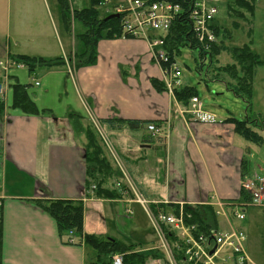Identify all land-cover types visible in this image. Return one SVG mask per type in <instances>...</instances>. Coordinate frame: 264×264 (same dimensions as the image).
<instances>
[{"label": "crops", "instance_id": "0c3cea01", "mask_svg": "<svg viewBox=\"0 0 264 264\" xmlns=\"http://www.w3.org/2000/svg\"><path fill=\"white\" fill-rule=\"evenodd\" d=\"M11 1H7L4 11L0 7V35L4 21L10 28ZM262 1L258 0L256 9ZM37 3L45 5L41 15L29 8L32 18L21 13L23 16L18 15L14 21L16 26L45 23L47 0ZM256 9L252 33L264 40V15L259 16ZM5 46L10 53L11 44ZM64 55L66 59L78 57L77 53L64 52L63 57L56 58L64 59ZM152 59L148 44L141 39L104 38L98 44L95 61L77 67L72 76L69 65L38 69L64 83L63 89L66 82L73 81V89L75 84L78 104L73 108L67 106L63 114L51 105L39 104L44 95L52 94L49 82L42 90L43 84L39 82L37 86L35 81L37 89H41L35 98L29 89L28 92L39 108L50 112L35 116L11 109L10 85L19 81L14 75L9 77L5 110L0 116V264H99L96 250L61 241L57 222L36 203L46 199L82 202L86 234L135 245L133 252L155 256L146 264H166L152 226L141 228L138 218L130 219L145 214L150 221L143 207L133 201V195L125 196L124 186H114L115 180L104 185L115 190L117 197L97 196L93 188L87 187L84 126L91 123L90 114L101 121L123 118L171 126L168 138L162 142L150 138L146 128L131 131L103 126L126 161L133 177L130 180L151 208L155 209L158 201L169 202L166 206L171 210L181 202L197 206L210 200L217 206L223 200L240 198V161L244 154L235 146L237 134L233 127L224 121L197 122L172 95L166 91L159 93L152 80H162L164 76ZM72 113L82 118L81 124H71L68 116ZM248 173L244 180L251 178ZM150 234L153 237L147 240ZM70 236L71 233L66 234ZM252 260L257 263L255 257Z\"/></svg>", "mask_w": 264, "mask_h": 264}, {"label": "trees", "instance_id": "16d2710c", "mask_svg": "<svg viewBox=\"0 0 264 264\" xmlns=\"http://www.w3.org/2000/svg\"><path fill=\"white\" fill-rule=\"evenodd\" d=\"M102 0H91V6L84 10H74L72 12L73 18L84 23L86 32L81 35L84 43L85 52L78 57L75 55L73 61H69L74 65V69L87 64H91L97 57V48L101 39L113 40L116 38L140 39L141 37L131 34L129 31L123 32V17L122 14L118 18L107 19L108 16L101 18L97 9ZM154 2H170L183 7V11L173 22L168 35L165 38V49L170 53L171 61L176 62V57L180 56L181 48H189L199 51L198 70L203 71L204 66L208 62L209 79L212 82H224L229 91H232L237 97L243 99L247 105V115L244 120L237 118H230L225 120V123L231 125L234 132L244 140L255 145L262 146L264 138L256 130H264V117L260 113H254L252 110V82L257 73V69L264 66V60H260V56L252 51L253 43V24L254 14L258 0H224L227 8L228 20L230 27H224L220 23L219 17L211 21L210 27L215 31L218 41L213 44L204 45L201 43L194 30V22L190 17V10L193 0H149ZM64 10H69L68 0H60ZM67 27H70V22L67 15L64 13ZM237 31H247L249 37L248 43L242 46L226 45V42L237 38ZM222 38V41L219 40ZM224 38V39H223ZM222 53H228L234 62L243 69L242 83L239 86H233L222 81L221 77L215 73H211V69L218 65V57ZM12 63L21 66L28 70L29 75L36 73L38 69H54L61 65H66L65 59L55 58L46 59L38 56L29 55H13L11 56ZM165 66V65H164ZM166 67V66H165ZM229 68H233L229 67ZM223 67L214 68V71L222 73ZM228 69V68H226ZM237 70V69H236ZM213 72V71H212ZM237 79V78H235ZM153 87L160 93L166 91L165 83L159 79L152 80ZM13 92V99L10 105L11 109H18L25 114L41 115L50 112V109H41L37 106L31 98L28 89L29 84L23 85L13 83L10 85ZM198 96L196 88L184 87L175 89L176 100L184 107L189 105V101ZM5 110V103L0 100V116ZM69 119L72 120L73 126L81 124L82 118L77 114H70ZM102 124L110 126L114 130L129 129L131 131H139L145 128L149 123H156L155 121H142L134 119H103ZM163 122H157V126L165 127ZM87 143L85 145L86 158L85 166L87 171V187L93 188L97 196L117 197L115 190H110L104 187L110 180H115L114 186L119 183L121 175L118 169L111 163L107 157L104 148L100 144L99 137L95 131L92 123H87L84 126ZM152 138V137H150ZM153 139V138H152ZM151 139L150 142H153ZM163 138H160L162 140ZM155 140V139H154ZM149 143V142H145ZM241 168V177L245 179V173L248 172V162L243 159ZM248 194L244 189L240 191V198L238 202H246ZM38 206L47 212L57 222L61 241L65 245H70V239L66 234L73 232L77 238L76 244L81 246H88L90 249L97 251V263L99 264H113V256L116 254L123 255V264H146L149 256L146 254H138L133 252L135 245H126L120 241L107 239L100 235H88L84 232V205L82 202L69 200H49L36 201ZM179 206L174 205L171 211L179 213ZM185 214V223L188 226H196L194 232L195 236L203 234L207 237L211 236L214 229L220 228L219 219L216 215L215 208L210 205H185L183 207ZM168 239L173 245V251L178 264H182L186 260L187 244L179 239L173 232H168Z\"/></svg>", "mask_w": 264, "mask_h": 264}, {"label": "rangeland", "instance_id": "374dc122", "mask_svg": "<svg viewBox=\"0 0 264 264\" xmlns=\"http://www.w3.org/2000/svg\"><path fill=\"white\" fill-rule=\"evenodd\" d=\"M7 1L8 0H0L1 11L5 10L4 7L7 6ZM68 3L70 9L64 10L60 0H47L48 8H45L46 15H44L45 18L43 20L45 23L43 25L33 26L30 22L29 25L20 27L19 25L16 26L14 22L18 15L21 17L23 16L21 13H24L25 18H32V16L29 15V8L35 11L36 14L38 13V15H41L42 8L45 7V5L44 3H37V0H28L25 4L21 2V0H12L10 28L5 21L2 23L1 28L0 62L6 65L11 60V56L16 54H30L29 56L33 57L40 55L38 57L46 59L63 57L62 54H64V52H68L69 54L72 52L73 55L77 53L78 56L83 54L85 52V47L81 35L86 32V27L83 22L73 18L72 12L74 10L80 11L90 8L91 0H68ZM127 4L128 0H110L109 3H105V0H102L97 9L101 18H103L108 16L113 8L117 6L126 7ZM220 4V10L217 8L219 10L218 15L220 23L225 28L230 27L225 3L221 2ZM256 11L259 16L264 15V0L258 5ZM64 13L69 19V28L67 27ZM235 35H237V38L226 42V45L242 46L248 43L249 37L247 36V31H237ZM252 37V51L258 53L261 57L260 60H264V40L259 39L257 33L253 34ZM221 41L222 38L219 42ZM15 42H18L16 46ZM7 43H10L12 46L10 53L5 46ZM4 50L7 53H5ZM181 53L180 56L176 57V67L182 72V76L179 80L180 87H177V89L184 87L196 88L199 99L203 103L204 110L217 117L216 123H221L230 118L244 120L247 115V103L243 99L237 97L232 91H229L224 82L207 81L209 79V63H206L203 71L198 70V63L200 62L199 51L181 48ZM218 60V65L214 68L223 67L222 73L219 74L218 71L215 72L214 68L211 69V73H215L221 77L222 81L228 84L231 83L233 86L241 85L244 72L243 69L234 62L233 58L228 53H222L218 57ZM232 66V69L229 68ZM10 68L7 78L14 75L19 83L23 85L29 84L30 94L31 96L33 95L34 98L35 94H40L41 89L43 90L47 82L51 84L49 89L52 91V94L44 95L41 101H39V104L46 107L50 105L51 107L53 106L58 114L59 112L60 114L66 112L67 106L73 108L78 104L77 97L75 96L77 89L75 84L73 89V81L66 82L65 89H63L64 83L50 76V74H46L47 72H40V70H38L35 74L29 75L27 69H19L17 67ZM5 76L6 74L3 71V67L0 66V82L2 84H4L7 79H5ZM35 81L43 84L41 89H37ZM57 81L58 83H56ZM251 104L252 111L254 113H260L264 117V66L257 69V73L253 78ZM256 131L264 138V130ZM235 138V146L243 151L244 159L248 162V176L251 178L257 176L264 178V144L262 146L255 145L244 140L239 135H236ZM162 140L160 142H162ZM242 163L243 162L240 161V169L242 168ZM119 181L122 183L123 180L120 179ZM244 212L246 214V221L242 223V226L247 233V249L252 259L255 257L256 264H264V208L249 207ZM133 216H131L132 218L130 219L138 218L141 222H138V226L140 224L141 228H145V225H151L145 214H141L140 217ZM152 237L153 236L150 234L147 240H151ZM147 242L148 241L145 240L144 244Z\"/></svg>", "mask_w": 264, "mask_h": 264}, {"label": "built area", "instance_id": "2783aa9c", "mask_svg": "<svg viewBox=\"0 0 264 264\" xmlns=\"http://www.w3.org/2000/svg\"><path fill=\"white\" fill-rule=\"evenodd\" d=\"M109 3V0H105ZM215 7H214V6ZM183 11V7L170 2H154L149 0H128L127 6L115 7V12L123 14V30L131 32V34L141 37L147 41L156 61L160 64L170 63L169 54L163 50L165 45V35L175 19ZM218 14L217 6L212 0H193L190 10V17L194 22L195 33L201 43L205 46L216 41L215 31L210 27ZM154 34L163 35L153 38ZM160 48V51L157 49ZM13 64L0 63L3 71L7 74L9 67ZM23 68V65L17 66ZM172 70L163 71L164 76L172 75L171 80H167L168 88L172 93V80L181 77V72L174 67ZM38 84V83H37ZM0 100H5V87L0 85ZM188 113L192 114L200 122H214L215 117L208 114L203 109V104L198 97L191 100ZM92 121L95 128L107 149L109 155L113 159L116 166L126 175L124 163L117 154L112 141L108 138L103 128L93 117ZM148 131L153 135L160 136L161 130L154 124L148 126ZM132 193L138 202L146 211L151 224L155 230L159 241L160 249L165 253L170 264H177L173 250L167 237V231L173 232L176 236L187 244L186 260L183 264H254L246 251V235L243 230L234 228L230 223L231 214L238 221L245 220L244 209L247 207L264 208V178L257 177L243 183L245 190L251 193L249 202L239 205L220 204L218 215L224 217L229 228L224 231L213 230L210 237L199 234L194 235L196 226H188L185 223V214L183 212L184 203L180 205L179 213H166L163 209L156 212L149 208L150 202L137 190L131 181H129ZM130 193V192H129ZM126 192V194H129ZM1 206V203H0ZM132 214L131 210H128ZM166 227V230H165ZM215 252L211 254L213 248ZM114 264H123V256L116 255Z\"/></svg>", "mask_w": 264, "mask_h": 264}, {"label": "water", "instance_id": "95a60500", "mask_svg": "<svg viewBox=\"0 0 264 264\" xmlns=\"http://www.w3.org/2000/svg\"><path fill=\"white\" fill-rule=\"evenodd\" d=\"M119 15L118 14H115V15H111L109 17H107V19H112V18H118ZM214 253V250L211 252V254Z\"/></svg>", "mask_w": 264, "mask_h": 264}, {"label": "bare ground", "instance_id": "6f19581e", "mask_svg": "<svg viewBox=\"0 0 264 264\" xmlns=\"http://www.w3.org/2000/svg\"><path fill=\"white\" fill-rule=\"evenodd\" d=\"M180 80V79H179Z\"/></svg>", "mask_w": 264, "mask_h": 264}]
</instances>
